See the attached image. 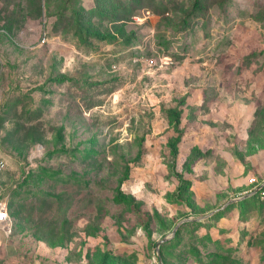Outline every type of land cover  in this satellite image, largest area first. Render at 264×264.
<instances>
[{
    "label": "rangeland",
    "instance_id": "374dc122",
    "mask_svg": "<svg viewBox=\"0 0 264 264\" xmlns=\"http://www.w3.org/2000/svg\"><path fill=\"white\" fill-rule=\"evenodd\" d=\"M31 1L0 0V202L29 209L0 264H159L183 220L165 264H264V202L226 205L264 179V0Z\"/></svg>",
    "mask_w": 264,
    "mask_h": 264
},
{
    "label": "trees",
    "instance_id": "16d2710c",
    "mask_svg": "<svg viewBox=\"0 0 264 264\" xmlns=\"http://www.w3.org/2000/svg\"><path fill=\"white\" fill-rule=\"evenodd\" d=\"M70 4H71V2L70 1H67L66 3H65V6L63 7V11L62 12H58L57 13V16L60 18V19H62L63 17H64V14L67 12V10H68V7H70ZM200 4H201V0H194V4H193V8L194 9H199V7H200ZM30 8H31V10H30V12L31 13H33V14H35V15H40V13H41V3H40V0H32L31 2H30ZM134 8V7H133ZM73 19V18H72ZM188 18H186V20H187ZM83 22H84V20H83V17H81V15H80V17H78L77 18V25H76V28H77V30L79 31V32H83V29H84V27H83ZM14 22L12 21V24H13ZM15 23H17V22H15ZM59 25H60V27H61V25L63 26V23H61V21H59L56 25H54V28L57 30L58 29V27H59ZM63 28V27H62ZM169 114H170V117L172 118V120L174 121V127L177 129L178 128V126H179V117H178V115L174 112V111H169ZM176 132H178V131H176ZM142 158V151L140 150L139 152H138V154L136 155V157H135V159H134V161H139L140 159ZM6 167H7V165H6ZM6 169V168H5ZM3 173V171L0 173V175ZM182 184H183V182H182ZM243 201H260V202H264V200L263 201H261L260 200V194L258 193V194H256V195H254V196H252V197H250V198H247V199H245V200H243ZM9 207L10 206H8V209H9ZM10 210V209H9ZM9 213H10V211H9ZM12 214V215H11ZM10 216H11V218H12V220H13V229H12V233H11V235L13 234V232H15V230H16V224H15V222H14V218L13 217H15L18 221H20V222H25L26 221V219H27V217H29V209H28V212L24 209V207H22V206H20V208L19 209H16V211H14L13 213H10ZM183 230V227L181 228V230L180 231H178L177 233H176V235H175V237H177L180 233H181V231ZM10 235V236H11ZM167 243H164L163 245H162V247H161V258H162V261H163V263L165 264V256H164V254H163V252H162V249H163V246H165ZM101 264H108V262H106V261H102L101 262Z\"/></svg>",
    "mask_w": 264,
    "mask_h": 264
},
{
    "label": "built area",
    "instance_id": "2783aa9c",
    "mask_svg": "<svg viewBox=\"0 0 264 264\" xmlns=\"http://www.w3.org/2000/svg\"><path fill=\"white\" fill-rule=\"evenodd\" d=\"M41 41H42V43H45L46 37L44 36L41 39ZM5 168H6V163L3 160V158L0 156V173L2 171H4ZM250 184L254 185L253 188L251 190H248L247 192H245L243 195H247L248 198H250V197L259 193L260 194V200L263 201L264 200V183H256L255 179H251ZM12 229H13V220L10 216L8 205H7V203L1 201L0 202V231L3 232V236L6 240L10 237V235L12 233ZM2 244H3V242H2L1 236H0V246Z\"/></svg>",
    "mask_w": 264,
    "mask_h": 264
},
{
    "label": "water",
    "instance_id": "95a60500",
    "mask_svg": "<svg viewBox=\"0 0 264 264\" xmlns=\"http://www.w3.org/2000/svg\"><path fill=\"white\" fill-rule=\"evenodd\" d=\"M248 196L247 195H243V196H240V197H237V198H234V199H231L227 202L226 205L228 204H232V203H236V202H240V201H243L245 199H247ZM225 205V206H226ZM224 206V207H225ZM190 220H183L181 222L178 223V225H176V227L173 229V231L171 232V234L168 236V237H164L162 238L157 244H156V255L158 257V262L159 264H162V260H161V256H160V253H159V248H160V245L166 243L167 241H169L173 235L177 232L178 228L180 227V225L184 224L185 222H189Z\"/></svg>",
    "mask_w": 264,
    "mask_h": 264
},
{
    "label": "crops",
    "instance_id": "0c3cea01",
    "mask_svg": "<svg viewBox=\"0 0 264 264\" xmlns=\"http://www.w3.org/2000/svg\"><path fill=\"white\" fill-rule=\"evenodd\" d=\"M257 183H264V179L261 180V181H257ZM253 186H254V185H251V186H249L247 189H248V190H251V189L253 188Z\"/></svg>",
    "mask_w": 264,
    "mask_h": 264
}]
</instances>
